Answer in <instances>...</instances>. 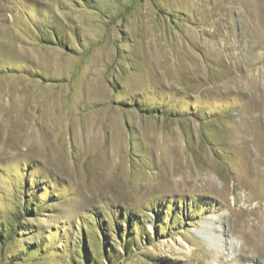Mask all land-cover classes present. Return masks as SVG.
<instances>
[{
	"label": "rangeland",
	"instance_id": "374dc122",
	"mask_svg": "<svg viewBox=\"0 0 264 264\" xmlns=\"http://www.w3.org/2000/svg\"><path fill=\"white\" fill-rule=\"evenodd\" d=\"M0 225V264H264V0H0Z\"/></svg>",
	"mask_w": 264,
	"mask_h": 264
},
{
	"label": "trees",
	"instance_id": "16d2710c",
	"mask_svg": "<svg viewBox=\"0 0 264 264\" xmlns=\"http://www.w3.org/2000/svg\"><path fill=\"white\" fill-rule=\"evenodd\" d=\"M137 104V103H136ZM139 105V104H137ZM27 190V188H26ZM27 193V191H26ZM29 195V194H28ZM131 226H129L128 229H130ZM101 231H103L102 233L104 234L105 231L103 228H100ZM15 234L16 233V230H13V227L11 225H8V226H2L0 225V242L3 244L6 242V240L10 237L11 234ZM102 251H104V257L103 259L107 262H111L112 261V257L114 256V252L112 251H109V248L106 246V244L104 245L103 244V248H102ZM126 251V249H125ZM89 261V263H88ZM74 264H79L78 262ZM80 264H100L99 262H97L95 259H93L92 257L90 256H87L85 258V261H83V263H80Z\"/></svg>",
	"mask_w": 264,
	"mask_h": 264
}]
</instances>
